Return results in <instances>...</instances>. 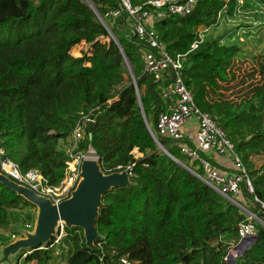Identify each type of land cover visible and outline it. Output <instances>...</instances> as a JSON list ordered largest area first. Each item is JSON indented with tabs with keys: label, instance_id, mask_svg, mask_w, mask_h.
Segmentation results:
<instances>
[{
	"label": "trees",
	"instance_id": "obj_1",
	"mask_svg": "<svg viewBox=\"0 0 264 264\" xmlns=\"http://www.w3.org/2000/svg\"><path fill=\"white\" fill-rule=\"evenodd\" d=\"M90 1L116 40L87 0H0V145L22 172L36 171L46 185L59 187L72 162L74 131L85 121L76 153L92 148L104 174L132 166L134 175L131 185L103 197L95 249L87 247L82 229L72 228L59 245L53 240L20 251L16 264H49L58 246L63 264H264V164L257 168L253 162L254 156L264 157V57L257 59L260 83L234 102L221 90L235 78L241 49L210 38L189 52L200 28L215 24L219 12L226 5L233 10L235 2L199 0L190 15L161 19L148 7L154 15L149 27L166 52L187 54L184 84L196 106L220 122L251 180L253 193L243 183L239 195L226 197L203 181L200 161L182 153L181 146L195 148L193 142L158 135V118L171 105L163 96L171 80L157 81L145 72V45L132 35L133 19L112 14L120 0ZM149 1L155 0H131L134 6ZM83 43L91 50L74 55ZM127 62L148 124L172 157L149 131ZM87 119L94 120L92 140ZM200 156L229 171L208 152ZM28 206L34 205L0 182V229L9 227L15 210ZM252 216L258 240L235 263L227 261L240 241V224ZM34 221L28 214L27 222ZM10 243L0 234V245Z\"/></svg>",
	"mask_w": 264,
	"mask_h": 264
},
{
	"label": "built area",
	"instance_id": "obj_2",
	"mask_svg": "<svg viewBox=\"0 0 264 264\" xmlns=\"http://www.w3.org/2000/svg\"><path fill=\"white\" fill-rule=\"evenodd\" d=\"M198 1L199 0H155L147 2L144 6H134L131 0H120V10L112 14L115 17H119L124 12L133 19L132 35L145 45L141 54L145 72L153 74L157 81L163 78L171 80V83L163 90L164 98L168 99L171 105L168 111L160 114L158 118V135L180 143L186 140L193 142L195 148H190L183 144L181 146L182 153L192 161H200L206 175L205 180L221 195L226 197L229 195H239L243 183H246L248 191L253 193V186L251 180L248 178L246 168L240 158L235 154L234 145L230 139H228L220 122L209 113L201 111L196 106L192 93L184 84L182 74L183 59L187 54L171 57L166 52L158 33L152 27H149V22L154 16L153 11L148 8L149 6L157 10L156 14L160 19L172 15L185 17L194 11ZM229 1L235 2L233 10L229 5H226L222 11L219 12L215 24L200 28L198 38L191 45L189 52L197 50L199 46L206 41L207 36L211 35L214 31H218L224 22L227 21L231 23L235 17L244 14L248 2L250 6L254 8L252 14H258L257 16L260 14L264 15V3L262 0H228V2ZM250 30L246 28H241L237 31L233 30L228 33L226 39L225 37L223 39L221 38V41L223 44L230 42L229 45H235L240 48V44H245L246 42V34H250L251 38L264 39L263 21H254ZM193 120L198 123V132L195 136L186 135L183 131V127ZM87 121L89 123L91 120L87 119ZM85 126V121L80 122L74 131L72 138L73 143L69 151L72 162L68 163L66 178L59 187H50L46 185L42 175L36 171H29L27 173L22 172L20 167L6 156L5 150L1 145L0 173L18 185L49 198L55 204L69 199L81 180V167L83 161L86 159L84 153H76L79 143L85 138ZM200 151L215 152L219 155L232 154L236 169L233 171H222L213 166L209 160L201 158ZM71 165H73V167ZM117 170L118 172L126 171L130 179L134 175L132 166L126 168L120 166ZM68 179H70L71 183L66 185ZM252 219L251 217L248 219L249 222L240 224V240L257 235L256 226L250 221ZM66 236L67 227L64 223H60L57 228L56 236L53 238V240H55V245L61 244ZM227 261L230 260L227 258ZM123 262L127 264L126 260H123ZM18 264L23 263L21 261Z\"/></svg>",
	"mask_w": 264,
	"mask_h": 264
},
{
	"label": "water",
	"instance_id": "obj_3",
	"mask_svg": "<svg viewBox=\"0 0 264 264\" xmlns=\"http://www.w3.org/2000/svg\"><path fill=\"white\" fill-rule=\"evenodd\" d=\"M87 1L98 15L100 21L105 27L108 28L104 20L98 14L93 3L90 0ZM110 34L113 39L116 40L111 31ZM127 66L139 96L142 114L148 125L149 131L153 135L155 141L158 143L160 149L167 155L171 156L168 150L160 144L157 136L154 134L148 124L145 112L143 110V104L140 99L136 78L128 62ZM93 131L94 120H91L87 128L90 140H92ZM182 166L190 170V168L184 164H182ZM203 181L207 183L205 179H203ZM0 182H2L6 187L17 192L19 196L25 198L39 210L35 235L29 234L27 238L20 239L15 243L9 244L4 249V260L8 259L9 253L16 254L17 252L25 249H38L43 245L50 244L53 241V238L56 236L57 228L60 223H64L68 229H82L87 247L90 249H95L96 242L101 240V237L97 232V220L100 215V209L103 206V197L115 188L131 185L130 177L126 171L104 174L99 164V158H97V160L92 158L89 160L85 159L83 161L81 167V180L79 184L72 192L71 197L59 204L53 203L49 198L41 196L31 189L18 185L1 173ZM257 240V235L254 237L241 239L234 250H232L228 255L230 262L235 263L236 258L242 256ZM4 260H2L0 264H4Z\"/></svg>",
	"mask_w": 264,
	"mask_h": 264
},
{
	"label": "rangeland",
	"instance_id": "obj_4",
	"mask_svg": "<svg viewBox=\"0 0 264 264\" xmlns=\"http://www.w3.org/2000/svg\"><path fill=\"white\" fill-rule=\"evenodd\" d=\"M253 9L254 8L252 6L247 5L244 14L235 17L231 23H228L227 21L224 22L222 27L218 31L212 32L211 35L207 36V39L210 38L223 39L224 37L226 39L228 33L233 30L237 31L241 28H246L247 30H250V27L251 25H253L254 21L261 20L264 22V15L260 14L259 16H257L258 14H252ZM245 39H246L245 44H240L241 51L238 57L236 58V63L233 67V73L235 75V78H233L230 83L224 84L223 89L221 90V93L224 95L226 99L234 102H241L245 97H247V94L250 92V90L253 89L255 85L259 84L261 80V76L259 73V62L257 59H259V57L261 56L264 57V39L251 38L250 34H246ZM229 43L230 42H226L225 45H229ZM90 50L91 47L83 43L75 47L72 53L76 56H81L84 53L89 52ZM129 75L130 73L128 69V76ZM116 91H118V89H116ZM85 157H88V160L92 158L97 160V157L95 156V152L92 149H89L85 153ZM225 158L229 159V164H230L229 168L235 170L236 164L234 162L232 154H226ZM253 162L255 166L259 168L264 164V157L254 156ZM70 183L71 181L70 179H68L66 185H69ZM28 214L34 216L35 218L34 223L27 222ZM38 214H39V210L36 206L33 207L28 206L15 210L10 218L9 227L0 229V234L8 237V239H10L11 241L10 244L17 242L20 239L27 238L29 234L35 235ZM252 218L255 219V217L253 216ZM236 245L237 244H233L231 246L229 253L232 250H234ZM6 247L7 246L0 245V262L5 258L4 249ZM63 248L65 250H68L69 246L66 244ZM61 251L62 250L60 249L59 246L55 248V254H54L55 261L53 260L49 264L64 263V259L60 258ZM18 253L19 252H17L16 254L9 253V257L7 260H4V264H16ZM30 264H37V263L32 262Z\"/></svg>",
	"mask_w": 264,
	"mask_h": 264
},
{
	"label": "crops",
	"instance_id": "obj_5",
	"mask_svg": "<svg viewBox=\"0 0 264 264\" xmlns=\"http://www.w3.org/2000/svg\"><path fill=\"white\" fill-rule=\"evenodd\" d=\"M248 6L250 5V3L248 2L247 4ZM255 43V42H254ZM183 131L186 135H193L195 136L198 132V123L197 121L193 120L191 122H189L188 124H186L183 127ZM208 156L211 158V160H213V162L215 164H217L220 168L229 170V171H233V169L229 168V159L225 158V155H219L215 152H208Z\"/></svg>",
	"mask_w": 264,
	"mask_h": 264
},
{
	"label": "bare ground",
	"instance_id": "obj_6",
	"mask_svg": "<svg viewBox=\"0 0 264 264\" xmlns=\"http://www.w3.org/2000/svg\"><path fill=\"white\" fill-rule=\"evenodd\" d=\"M86 159L88 160V157H86ZM73 167V165H71Z\"/></svg>",
	"mask_w": 264,
	"mask_h": 264
}]
</instances>
